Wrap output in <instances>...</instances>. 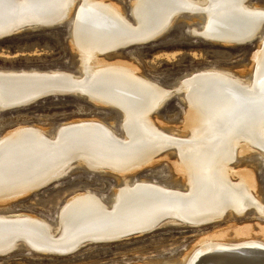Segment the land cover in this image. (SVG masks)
<instances>
[{
    "label": "bare ground",
    "instance_id": "6f19581e",
    "mask_svg": "<svg viewBox=\"0 0 264 264\" xmlns=\"http://www.w3.org/2000/svg\"><path fill=\"white\" fill-rule=\"evenodd\" d=\"M184 13L203 19L202 27L193 32L205 39L224 44L260 39L250 76L206 68L187 76L178 87L166 89L130 63L100 57L161 36ZM132 17L105 0H0V27L72 21V43L81 55L79 72L0 70V110L53 88L51 91L68 90L114 106L123 118V134L113 123L87 118L67 122L53 133L36 125L19 126L0 138L1 182L24 179L30 170V176L39 175L44 169L43 177L48 179L42 181L55 182L80 163L123 177L110 203L91 191L70 197L56 224L26 212L0 213V247L12 243L17 248L22 241L31 249L67 255L68 250L80 249L82 241L110 242L109 238L148 226H201L222 219L228 211L242 215L252 206L264 216L253 174L233 166L244 153L260 151L264 155V7L249 0H135ZM177 93L183 94L189 107L180 137L173 129L165 131L153 117ZM169 149L178 150L180 160L175 168L186 179V188L129 178L128 173L156 163ZM23 183H1L0 200L39 190H32L35 184ZM157 218L146 226L148 220ZM125 226L131 229L110 237ZM246 230L236 229V235ZM225 236L226 232H218L202 239L193 256L184 257L185 264H247L243 253L264 247L263 234L261 242L247 236L233 253L224 252L232 244ZM49 237L62 243L82 239L59 248L42 241Z\"/></svg>",
    "mask_w": 264,
    "mask_h": 264
},
{
    "label": "rangeland",
    "instance_id": "374dc122",
    "mask_svg": "<svg viewBox=\"0 0 264 264\" xmlns=\"http://www.w3.org/2000/svg\"><path fill=\"white\" fill-rule=\"evenodd\" d=\"M105 1L116 4L133 19L135 0ZM249 1L264 7V0ZM72 23L67 20L56 26L31 28L0 39V70L35 68L79 72L81 55L75 51L77 48L72 43ZM202 23L200 16L180 14L172 26L152 42L134 44L100 57L108 62L121 60L120 63H130L139 69L140 74L166 89L178 87L187 76L206 68L230 69L250 76L260 39L247 44L211 41L193 32L195 28H201ZM99 104L83 94H69L46 97L21 108L0 110V138L19 126L36 125L53 133L67 122L87 118L113 123L114 128L123 134L121 111L108 104ZM188 108L183 94L177 93L153 117L165 131L171 132L173 129L179 136ZM157 158L156 163L152 161L153 164L128 173L129 178L132 181L147 179L173 188H186V179L175 168L180 160L178 150L169 149ZM233 166L238 171L248 170L253 174L256 197L264 206L263 153L252 151L239 155ZM122 183L123 177L119 173L111 170L94 171L80 163L63 178L42 189L18 198L1 199L0 213L26 212L56 224L61 207L70 197L91 191L110 203ZM244 228L249 229L246 230L250 232L247 236L261 242L264 216L254 206L242 215L228 211L222 219L201 226L169 223L119 241L88 243L67 255L45 253L22 243L13 252L0 255V264H185L184 257L189 254L193 256L194 251L200 248L202 239L218 232H226L225 240L232 241L228 245L229 250L240 247L242 243L239 242L249 237L246 231H237V236L236 229Z\"/></svg>",
    "mask_w": 264,
    "mask_h": 264
},
{
    "label": "water",
    "instance_id": "95a60500",
    "mask_svg": "<svg viewBox=\"0 0 264 264\" xmlns=\"http://www.w3.org/2000/svg\"><path fill=\"white\" fill-rule=\"evenodd\" d=\"M59 24H62V22H60V23H57V22H36V23H32V24H29V23H22L21 24V23H19L17 25L14 24V25H10V26H1L0 27V39H4V38L10 37V36H13V35L21 32V31H24V30H27V29H31V28H42V27H51V26H56V25H59ZM153 40L154 39H151L149 41H145V42H142V43L139 42V43H134V44H146V43L152 42ZM134 44H131V45H134ZM52 89L53 88L43 89V90H41L40 93L38 92L39 93L38 95L36 94L37 96H35V97L31 98V99H28L26 101H23L21 103H16V104L10 106V108H7L5 110H10V109H16V108L25 107V106H28L30 104H33V103H35V102H37V101H39V100H41L43 98H46V97H51V96H66V95L72 94V92L71 91H68V90H64V91H56V90L55 91H51ZM41 167H44V166H41ZM41 167H39V168H41ZM44 170H41V172H39L40 170H38V171L37 170H33V172L36 171V172H39L40 174L39 175H31V176H30V173H31L32 170H30L27 174L26 173L24 174L25 175V178L24 179H20V180H17L15 178H11V179H8L7 178V179H4L2 182L0 180V187H2L1 186V183H7V184L12 185L13 183H16L17 184L20 181H23L25 183H32V184L37 185L32 190L42 189V188H44V187H46V186L54 183V180H56V179H53V180L51 179L52 181L51 180H49V181H47V180L42 181L44 179H48L46 177H43V174L42 173L44 172ZM25 183H23V184H25ZM0 189H3V188H0ZM158 219L159 218L152 219L151 221L148 220V224H146V226H148L149 224L157 221ZM160 226L161 225H156V226H153V227L152 226H148V227H146V228H144L142 230H134L132 232H129L128 231L129 233H125V235H124V234L121 233V231H126L128 229H131L129 226H125V227L121 228V230L118 229L120 231L117 230L118 232L117 231L116 232H113L110 235V237L111 236H117V235H119L118 233H120L123 236H121L120 238H118V237H113L111 239L109 238L108 240L111 242V241H117V240H120V239H125V238L131 237L133 235H138L142 231H144L145 233L150 232V231H153V230L159 228ZM142 227H144V226H141V228ZM80 239H82V238L75 239V240H73L71 242H68V243H62L60 241H56L57 239H51L49 237V238H46V239H42V241L44 243H46V244H49L50 246H53V247L63 248V246H65V247L68 248V247L73 246L72 244L73 243H76ZM92 242H94V241H84V242L82 241L80 243V245L84 246V245H86L88 243H92ZM11 244L12 243L5 244L2 247H0V249H1L0 250V255L1 254L4 255V254H7V253H10V252L16 250L19 247L18 246L17 248H15V246H14V248H12L13 246L11 247ZM21 244H22V241H21ZM67 248H64V249H67ZM257 248H259V247H252L250 250H248V252L245 251L243 253L244 256H245V257H243V259L245 260V262H248L247 264H264V247L263 248L260 247V249H257ZM217 251L218 250H216L214 252H217ZM219 251H222V250H219ZM225 251L228 252V253H233V251L232 250H229V249H226ZM57 253H60V252H57ZM67 253L70 254L72 252H71V250H68ZM64 254H66V253H64Z\"/></svg>",
    "mask_w": 264,
    "mask_h": 264
}]
</instances>
